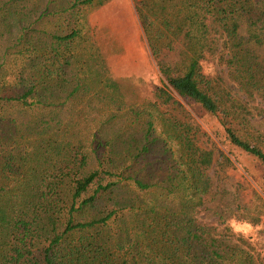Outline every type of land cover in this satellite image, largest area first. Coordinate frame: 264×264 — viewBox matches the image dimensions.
<instances>
[{
    "label": "trees",
    "instance_id": "16d2710c",
    "mask_svg": "<svg viewBox=\"0 0 264 264\" xmlns=\"http://www.w3.org/2000/svg\"><path fill=\"white\" fill-rule=\"evenodd\" d=\"M93 2L57 12L53 0H0L10 52L0 54V264H264L259 243L231 226L256 225L262 212L218 193L209 172L232 164L202 147L175 98L198 105L264 167V0L139 2L162 79L139 106L114 79L91 89L80 76L75 10ZM101 104L112 116L89 131L81 120Z\"/></svg>",
    "mask_w": 264,
    "mask_h": 264
},
{
    "label": "rangeland",
    "instance_id": "374dc122",
    "mask_svg": "<svg viewBox=\"0 0 264 264\" xmlns=\"http://www.w3.org/2000/svg\"><path fill=\"white\" fill-rule=\"evenodd\" d=\"M53 1L58 12L59 8L69 0ZM93 1L92 5L81 6L75 10L80 30L77 40V51L82 63L81 68L77 66L80 69L78 70L80 76L86 80L91 89L100 88L101 82L98 81L108 76L119 84L125 102L130 100L135 105H144L155 87L160 86L162 81L157 62L148 49L138 17V3L144 0H109L101 6L97 5L98 0ZM156 1L145 0L152 4ZM54 10L51 9V12H55ZM59 21L61 27H64L63 20ZM56 22L52 19L43 27L50 32L55 31ZM1 24L2 22L0 26ZM43 27L40 24L37 26L38 29ZM5 38L6 35L0 36V54L7 52L10 56V52L5 50L9 46L8 43H4ZM203 72L218 75L228 83L225 72L210 63L203 64ZM175 98L188 115V119L190 118L198 128L202 147L216 146L232 164L224 174L209 172L214 176L218 193L224 189L232 207L240 205L247 210V214L256 210L262 212L258 215L260 219L256 225L238 222L232 223L231 226L235 231L257 241L264 256V167L255 158L230 146L219 123L204 113L198 105L177 96ZM100 107L98 111L91 113L90 117L81 120L83 127L89 128V131L95 126L92 120L104 121L112 116L113 112H110L104 104ZM154 127L157 136L166 141V148L173 155L172 160H179L181 158L179 146L176 142L167 140L165 128L159 118L154 117ZM201 216L206 219V213H202ZM252 217L255 215L252 214ZM206 221L212 222V219Z\"/></svg>",
    "mask_w": 264,
    "mask_h": 264
}]
</instances>
